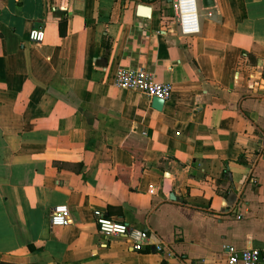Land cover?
<instances>
[{"label":"crops","instance_id":"crops-1","mask_svg":"<svg viewBox=\"0 0 264 264\" xmlns=\"http://www.w3.org/2000/svg\"><path fill=\"white\" fill-rule=\"evenodd\" d=\"M198 5L187 36L173 0H0V264L264 254V0ZM123 67L173 84L161 110L116 86ZM61 204L72 223L53 227ZM95 210L148 244L102 234Z\"/></svg>","mask_w":264,"mask_h":264},{"label":"built area","instance_id":"built-area-1","mask_svg":"<svg viewBox=\"0 0 264 264\" xmlns=\"http://www.w3.org/2000/svg\"><path fill=\"white\" fill-rule=\"evenodd\" d=\"M173 6L178 26L183 35L194 36L200 33V19L197 0H173ZM30 39L39 43L45 39L42 28L32 29ZM115 84L119 88L137 90L150 97L167 100L173 93V84L160 82L154 73L145 69L119 68L115 75ZM99 231L106 236H126L134 250L140 251L149 241L147 231L131 227L126 223L115 221L100 210L94 211ZM72 223L71 209L66 204L55 206L50 214V224L53 227H67ZM162 251L161 245L157 246ZM228 264H264V254L259 248L237 249L226 245Z\"/></svg>","mask_w":264,"mask_h":264},{"label":"water","instance_id":"water-1","mask_svg":"<svg viewBox=\"0 0 264 264\" xmlns=\"http://www.w3.org/2000/svg\"><path fill=\"white\" fill-rule=\"evenodd\" d=\"M205 6L209 7L213 5V0H204ZM165 103V100L161 98L154 97L153 98V105L155 108L161 110L163 108V105Z\"/></svg>","mask_w":264,"mask_h":264},{"label":"trees","instance_id":"trees-1","mask_svg":"<svg viewBox=\"0 0 264 264\" xmlns=\"http://www.w3.org/2000/svg\"><path fill=\"white\" fill-rule=\"evenodd\" d=\"M60 28H61V32L65 34L66 33V21L60 23Z\"/></svg>","mask_w":264,"mask_h":264},{"label":"rangeland","instance_id":"rangeland-1","mask_svg":"<svg viewBox=\"0 0 264 264\" xmlns=\"http://www.w3.org/2000/svg\"><path fill=\"white\" fill-rule=\"evenodd\" d=\"M198 4H199V0H198ZM199 11H200V5H198Z\"/></svg>","mask_w":264,"mask_h":264}]
</instances>
